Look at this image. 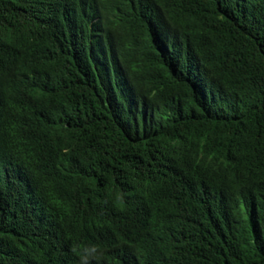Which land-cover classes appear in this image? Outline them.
I'll return each mask as SVG.
<instances>
[{"label": "trees", "instance_id": "obj_1", "mask_svg": "<svg viewBox=\"0 0 264 264\" xmlns=\"http://www.w3.org/2000/svg\"><path fill=\"white\" fill-rule=\"evenodd\" d=\"M264 264V0H0V264Z\"/></svg>", "mask_w": 264, "mask_h": 264}, {"label": "clouds", "instance_id": "obj_2", "mask_svg": "<svg viewBox=\"0 0 264 264\" xmlns=\"http://www.w3.org/2000/svg\"><path fill=\"white\" fill-rule=\"evenodd\" d=\"M70 251L77 258V264H101L104 258V248L96 243L74 241Z\"/></svg>", "mask_w": 264, "mask_h": 264}]
</instances>
